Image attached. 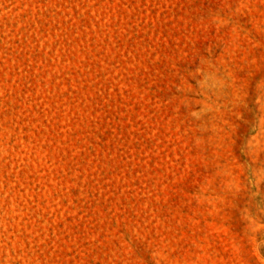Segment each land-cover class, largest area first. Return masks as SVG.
Here are the masks:
<instances>
[{
    "label": "rangeland",
    "instance_id": "1",
    "mask_svg": "<svg viewBox=\"0 0 264 264\" xmlns=\"http://www.w3.org/2000/svg\"><path fill=\"white\" fill-rule=\"evenodd\" d=\"M0 264H264V0H0Z\"/></svg>",
    "mask_w": 264,
    "mask_h": 264
}]
</instances>
